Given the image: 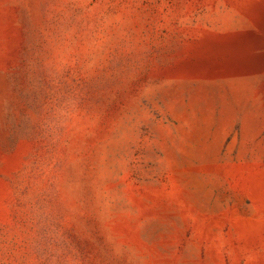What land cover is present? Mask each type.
Returning <instances> with one entry per match:
<instances>
[{
	"label": "rangeland",
	"instance_id": "1",
	"mask_svg": "<svg viewBox=\"0 0 264 264\" xmlns=\"http://www.w3.org/2000/svg\"><path fill=\"white\" fill-rule=\"evenodd\" d=\"M0 264H264V0H0Z\"/></svg>",
	"mask_w": 264,
	"mask_h": 264
}]
</instances>
